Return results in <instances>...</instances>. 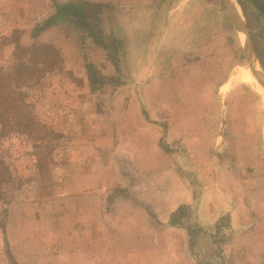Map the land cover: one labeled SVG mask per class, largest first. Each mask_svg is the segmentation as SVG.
<instances>
[{"label":"rangeland","instance_id":"1","mask_svg":"<svg viewBox=\"0 0 264 264\" xmlns=\"http://www.w3.org/2000/svg\"><path fill=\"white\" fill-rule=\"evenodd\" d=\"M233 1L243 17L254 55L264 69V21L260 23L259 37L258 31L251 30L253 11H244L238 0ZM31 2L0 0L3 78L27 61L16 53V47L27 48L33 41L34 46L46 45L37 41L35 28L43 21L39 18L45 11L41 10L44 5ZM92 3L106 6L104 13L109 18L115 15L116 4ZM126 3L124 14L136 19L138 30L127 38L130 54L120 72L115 71L110 52L95 49L87 40L79 41V36L65 26L53 30L67 41L63 42L62 51L57 50L58 65L30 86L13 87L16 103L28 110L31 128L30 135H25L23 125L19 128L15 125L16 119L19 121L18 109L10 110L0 119V264H148L144 262L147 256L151 257V264H184L186 259L191 264L189 249L185 248L187 243L190 246V240L183 227L170 228L168 221L169 225L153 217L156 247L132 248L130 239L126 241L117 234L120 206L114 201L103 205L107 210L104 221L108 230H105L100 226L98 212L85 218L79 202L75 198L66 199V195L83 188L94 192L102 183L107 184L108 195L115 197L121 189L132 198V203L144 207L127 193L133 192L134 185L143 195L149 187L153 197L163 195L158 183L175 175L176 162L164 154L163 146L180 159L190 161V168L183 175H188L189 186L195 189L192 162L206 155L227 156L221 152L207 153L204 147L212 139L216 144L225 142L229 114L231 119L235 118L231 121L235 125L244 124L247 121L243 120L249 117L257 119L264 131V115L260 113L264 111H259L264 110V98L255 92L253 85L238 80L246 71L248 51L245 42L239 41L241 32L223 0H126ZM31 8L36 10L35 19L30 15L22 18L23 12H30ZM109 21L107 27L112 25L120 30L115 19ZM181 27L186 30V40L175 35ZM152 34L155 38L148 49L147 36ZM257 46L263 49L262 59ZM152 61V69L147 71L146 64L149 68ZM91 74L101 82L92 85ZM243 77L254 80L247 73ZM223 83L225 88H220ZM142 111L147 116L150 113L157 124L168 119L174 137L171 144L167 146L163 139L167 130L153 128ZM83 114L85 118H81ZM5 115L8 123L3 125ZM75 116H80L84 128L81 133L56 132L64 125L74 124ZM132 136L134 140L139 138L138 150L126 145ZM238 139L239 136H233L231 142L238 144ZM255 142L258 141L252 137L246 144ZM69 144L72 147L93 144L86 150L93 175L90 186L77 187L85 168L79 165L82 158L66 149ZM124 147L128 149L123 150ZM261 152L264 155V150ZM248 153L243 161L264 158L255 150ZM133 160L136 165L132 167ZM167 163L172 166H165ZM149 178L155 183L148 185ZM123 180L125 188L119 185Z\"/></svg>","mask_w":264,"mask_h":264},{"label":"crops","instance_id":"2","mask_svg":"<svg viewBox=\"0 0 264 264\" xmlns=\"http://www.w3.org/2000/svg\"><path fill=\"white\" fill-rule=\"evenodd\" d=\"M31 1V3L39 2L41 5L43 3L44 8L41 10L45 9V11H42L41 18H39V20L43 18V21L54 15L57 6L73 2L70 0ZM79 1L85 2L83 0ZM92 2H98V4L112 2L111 4H116L115 15L110 16V18L108 15H105L104 9H106V6L103 5L99 14V26L103 36H115L117 39L121 40L122 47L118 53L117 67H114L116 72H120L121 68L124 66L125 57L130 54L127 38H131L135 31L138 30L134 24V22L137 21L133 17L130 18L128 16L126 18L124 14V8H126L125 6L127 4L126 0H92ZM25 8H27V6ZM23 13L22 18L24 19L29 17V15L33 16V18L37 16L36 10L32 8L30 12ZM111 19H115L116 23L120 24L121 28L119 31L112 25L113 28L111 26L107 27ZM155 20L156 19L153 20V24ZM37 26L38 25H36L35 28H37ZM65 26L72 29L73 33L79 36V41L87 40L95 49L99 48L107 53L109 52L103 47L97 46L84 34L77 32L68 23H59L38 32L36 31L37 41L46 44L36 47L42 48L49 45L56 51H62L63 42L67 41H63L64 36L58 35L57 31L53 30H58ZM107 29H109V31ZM52 31L53 33H50ZM142 31H144V29H142ZM142 31L140 30V34ZM185 32L186 30L181 27L175 35L179 39L186 40ZM70 36L71 34L67 35V38ZM147 37L149 49L150 43H152L155 36L153 37L152 34V36ZM195 38L198 41V36H195ZM32 44H35V41L30 43V46ZM75 50L76 49L72 50L73 53ZM148 56L150 57V54ZM74 60L79 61L76 58ZM72 63L70 62V64ZM147 65L148 64H146L147 71H150L153 66V61L149 63V68ZM70 70H72V68ZM245 72L250 74L255 81L244 78L243 75L246 74ZM245 72L238 77V80L243 84L253 85L255 92L264 98V86L251 74L249 64H247ZM225 86L226 83H223L219 87L225 88ZM231 101H233L232 98ZM68 109L70 110V107H68ZM259 111L264 110L259 108ZM77 113H79V109H77ZM260 113L264 115V112ZM141 114L147 123L153 125V128L158 126L157 128L159 129H163L164 131L167 130L163 139L166 141L167 146L172 143L174 137L168 119L162 121L164 123L157 124V121L151 119L150 113H148L147 116V113L142 111ZM231 116L232 115L229 114L227 119L229 121L227 124V134L226 137L223 138L225 142L216 144L212 139V142L204 147L205 152H221L227 155H225L226 158L217 155L216 158L218 160H216L214 155H206L205 158H197L192 162L195 171L191 178L194 179L196 185L195 189L189 186L188 175H183V171L190 168V161L180 159L177 153H172V150H168L166 146H163L161 149L164 151V154L172 156L176 161L173 164L175 175H172L169 180L167 177H164L163 182L158 183L163 189V195L161 197H153L151 195L153 193H151V187H149L148 192L143 195L136 191L134 185L133 192L127 193L130 197L134 196V200H137L138 203L142 202L145 205L144 207L139 206L137 203H132V198L126 196L121 189L118 190L119 194H116L115 197L108 195L107 184L102 183L97 185V190L94 192L89 190L85 191L86 189L83 188V191L79 190L71 193V195H66V199L75 198L79 202L80 208H83L82 215L85 218L91 217L92 213L98 212L101 222L100 226L105 230H108V224L104 221L106 218L105 216H107V210L103 208V205H106L109 200L111 202L114 201L117 206L121 207L117 209V213L120 215L117 221L119 225H116L117 234L126 241L130 239V246L132 248L147 247L149 250L150 248L156 247V234L152 224V220H154L153 217H156L159 222L166 224L168 222L170 223L173 214L179 210H183L185 218L180 220L179 224L170 226V228L180 226L183 227V230L185 229V235H188L190 240V246H188L187 243V247L185 246V248L189 249L187 250L190 255L189 259L191 264H264V158L258 159L255 162L243 161L242 159L248 156L247 152L250 153L253 150L259 152V154L264 157L261 152V149L264 150V131H262L260 126L261 122L259 123L257 119L255 121L253 120L254 118L252 119L249 117V120L248 118L243 120L247 121L244 124L235 125L234 122H231L235 118L232 117L231 119ZM81 118H85L84 114ZM123 119H125V117H123ZM75 120L76 122L74 124L69 123L67 126L64 125L56 132L62 135H71L73 130L77 133H81L84 128L81 127L80 116L79 118L75 116ZM224 120L226 119L224 118ZM230 122L233 124H230ZM233 126H235L234 129ZM240 126H243V128L240 129ZM153 131L155 130L153 129ZM111 134L110 132H106V135ZM236 135L240 137V139H238V144L231 142V138ZM252 137L259 143L246 144L247 140L250 141ZM129 140L130 141H127L126 144L128 148L130 147L133 150H138L139 138L137 137L134 140L132 136ZM89 146H93V144H88L87 147H72L69 144L66 148L70 151V154H76L78 158H82L79 165H83L85 174L82 176V181L76 183L79 189L80 185L81 187H86V185L90 186L93 182L91 164H88L87 161L88 152L86 150ZM128 148L124 147L123 150H127ZM178 158L180 159L179 162H177ZM131 165L132 167L136 165L134 160L131 161ZM165 166L171 167L172 163H167ZM86 168L87 172H85ZM177 168L182 169V171H178ZM149 177L154 178L152 176ZM154 179L151 181L149 178L147 182L148 185L154 184ZM119 185L121 188H125L126 182L123 180ZM92 199L94 203H92ZM184 221L185 223H183ZM123 233L128 234V236H122ZM3 234H5L4 228ZM4 242L5 246L8 247L9 243L6 236ZM135 257L136 256H134V258ZM146 260L147 261L144 260V262L151 264L150 262L152 260L150 256H147ZM138 264L141 263L139 262ZM184 264H189L187 259Z\"/></svg>","mask_w":264,"mask_h":264},{"label":"trees","instance_id":"3","mask_svg":"<svg viewBox=\"0 0 264 264\" xmlns=\"http://www.w3.org/2000/svg\"><path fill=\"white\" fill-rule=\"evenodd\" d=\"M238 2L243 10H251V12L253 11L255 14L253 23L251 21V30L255 29V31H258L260 37V23L264 21V0H245V3H242V0H238ZM102 8V5L79 0L59 5L56 7L54 15L38 25L36 31L38 32L59 23H68L77 32L90 38L97 46L108 50L111 54L110 58L114 67H117L118 53L122 47L121 40L117 39L115 36H103L99 26V14ZM255 36L256 35L253 34L254 39ZM16 50V53L22 57H26L27 61L19 64L8 78L0 76V110H3L2 113L0 112V119L2 117L4 118V114L7 112H11L10 110L15 112L18 109L19 121L16 119L15 125L18 128L23 125L26 132L25 135H30L31 117L26 107L22 105L19 107L16 103L17 98L16 94H14L13 87L15 85L30 86L38 82L48 73V70L58 65L60 59L57 51L49 45L42 48L36 46L22 48L18 46ZM262 50V47L260 49V47L257 46L256 51L259 58L263 55ZM89 80L93 85L101 82V79L95 77L94 74H91ZM5 118L6 119L2 121L3 125L6 122L8 123L7 115H5ZM183 218H185L184 212L183 210H179L171 216L170 224L175 226L179 224V221Z\"/></svg>","mask_w":264,"mask_h":264},{"label":"water","instance_id":"4","mask_svg":"<svg viewBox=\"0 0 264 264\" xmlns=\"http://www.w3.org/2000/svg\"><path fill=\"white\" fill-rule=\"evenodd\" d=\"M223 1L225 3L227 10L229 11V13L231 15L233 22L235 23V26H237L238 30L244 34L245 47L247 48V51H248L247 61H248V64L251 66L250 72L257 79V81L260 84H263V82H264V69L262 68L258 59L254 55L253 49L250 45V39L248 37L247 28L245 27L244 22H243V17L240 14V12L235 11L233 9V7L230 4L231 0H223ZM251 54H253V57ZM254 68L258 69V71H259L258 74Z\"/></svg>","mask_w":264,"mask_h":264},{"label":"bare ground","instance_id":"5","mask_svg":"<svg viewBox=\"0 0 264 264\" xmlns=\"http://www.w3.org/2000/svg\"><path fill=\"white\" fill-rule=\"evenodd\" d=\"M230 4H231V6L233 7V9L235 10V11H238V7L234 4V2L231 0V2H230ZM239 12V11H238ZM237 27V26H236ZM244 34H242V32H241V34H239V41L240 42H244ZM249 67L251 68V66L249 65ZM255 69V71L257 72V74H258V70L256 69V68H254ZM261 85H263L264 86V82H263V84H261Z\"/></svg>","mask_w":264,"mask_h":264}]
</instances>
